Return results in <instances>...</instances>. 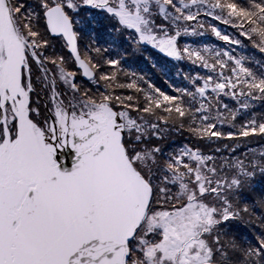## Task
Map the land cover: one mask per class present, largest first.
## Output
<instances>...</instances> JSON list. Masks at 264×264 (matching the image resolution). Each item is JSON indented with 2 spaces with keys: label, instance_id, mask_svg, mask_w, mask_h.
I'll use <instances>...</instances> for the list:
<instances>
[{
  "label": "snow or ice",
  "instance_id": "6c2138e0",
  "mask_svg": "<svg viewBox=\"0 0 264 264\" xmlns=\"http://www.w3.org/2000/svg\"><path fill=\"white\" fill-rule=\"evenodd\" d=\"M85 6L204 73L168 94L81 51ZM208 30L229 47L178 46ZM262 109L264 0H0V264H264V215L233 230L264 210Z\"/></svg>",
  "mask_w": 264,
  "mask_h": 264
},
{
  "label": "rangeland",
  "instance_id": "374dc122",
  "mask_svg": "<svg viewBox=\"0 0 264 264\" xmlns=\"http://www.w3.org/2000/svg\"><path fill=\"white\" fill-rule=\"evenodd\" d=\"M28 2L31 3V0H28ZM78 19L80 23L77 25V28L84 33V38L81 43V51H83L84 44H92L94 40L95 43L93 46L100 47L101 49H108L107 55L111 58L118 59L124 57V59H122L121 66L126 71L135 73L137 76H143L145 81L152 83L155 87L160 88L162 91H165L168 94H173L176 88L189 87L188 80L185 79L186 76L196 75L197 73H204L203 69L194 66L191 62L190 63L192 65L188 64L185 68L182 67V60H178L177 62L170 61L172 64H176L177 66H179L178 69L172 68L170 65L165 64L163 60H158V56L150 51V48H152L151 45L147 46V48H149L150 50L147 49L145 51L141 49L144 54L142 55L141 50L136 51L137 46L133 43L132 40L128 38V33L116 31L114 27L115 22L101 10L91 9L90 7L85 6L83 10H81ZM214 23H217L219 25V22ZM219 26L221 27L222 31H233L230 27L223 25ZM205 28H207V22L205 23ZM105 38L106 40L104 41ZM100 39H102L101 43H99ZM129 42H131L132 44H129ZM186 44L191 47H202L204 44H209L213 47L218 48L229 47L225 44V42L219 41L216 37H214L210 30H208L207 34L204 37L182 36L178 40V46L180 48H183ZM55 54L68 57L67 50L61 49L59 45H57ZM234 54H236L237 56H251L252 52H244L240 48H235ZM156 63H159L158 67H154V64ZM141 65L142 68H140ZM142 86L147 87V84L145 83ZM41 104L43 105V100H41ZM178 137L179 136H174L169 138L175 140V143L170 146L171 148H177L182 145V140H179ZM255 142L257 141L253 140L252 142H250V145ZM253 197L255 198V196ZM257 216L261 215L255 212L253 217V224H249L247 226L243 224L242 226H240L241 229L246 230L244 231V233L242 231L239 233L242 238L248 239L247 234L250 233L252 236H254L255 233L259 230L256 227V225L260 223V221L255 220V217ZM234 224L235 227L233 230L239 232V225L237 224V222H234Z\"/></svg>",
  "mask_w": 264,
  "mask_h": 264
},
{
  "label": "trees",
  "instance_id": "16d2710c",
  "mask_svg": "<svg viewBox=\"0 0 264 264\" xmlns=\"http://www.w3.org/2000/svg\"><path fill=\"white\" fill-rule=\"evenodd\" d=\"M106 36V35H105ZM101 40L102 39H100L99 40V43H101ZM106 40V38L104 39V41ZM129 44H132L131 42H129ZM148 50H150L152 53H154V54H156L157 56H158V60H163L164 62H165V64H168V65H170L172 68H174V69H178V67L179 66H177L176 64H172L170 61H175V62H177L178 60H176L175 58H173V57H169V56H167V55H165V54H163V53H161L160 51H158L157 49L156 50H154L153 48H147ZM141 53H142V55H144L143 54V52H142V50H141ZM253 54V53H252ZM131 57V56H130ZM257 58H259V57H257ZM188 64H191L187 59H185V60H182V67H186ZM149 65V64H148ZM192 65V64H191ZM159 66V63H156V64H154V67H158ZM140 68H142V65H141V67ZM106 71L107 70H109V69H105ZM262 110H264V109H262ZM174 136H179L178 138H179V140H182V144H184V143H191V144H193V145H197V142L195 141V140H193L190 136H189V134L187 133V132H184V133H181V134H175ZM174 136H171V137H174ZM170 138V137H169ZM257 142H255V143H253V144H251V145H249V146H253L254 148H259L260 147V145L261 144H264V140H260L259 138H256L255 139ZM224 143H229L228 141H224ZM245 143H248L247 141L245 142ZM214 147L215 146H217V145H213ZM252 147V148H253ZM259 179V178H258ZM252 195L253 196H255V198H258V193H252ZM249 203H250V201H249ZM257 213H259L260 215H264V210H258V211H256ZM237 224L239 225V227L240 226H242L243 225V223H241V222H237ZM243 232L244 233V231H246V230H243V229H241V227L239 228V233L240 232ZM248 235V238L249 237H251L252 235L249 233V234H247Z\"/></svg>",
  "mask_w": 264,
  "mask_h": 264
},
{
  "label": "flooded vegetation",
  "instance_id": "af4514ba",
  "mask_svg": "<svg viewBox=\"0 0 264 264\" xmlns=\"http://www.w3.org/2000/svg\"><path fill=\"white\" fill-rule=\"evenodd\" d=\"M68 52V51H67Z\"/></svg>",
  "mask_w": 264,
  "mask_h": 264
}]
</instances>
